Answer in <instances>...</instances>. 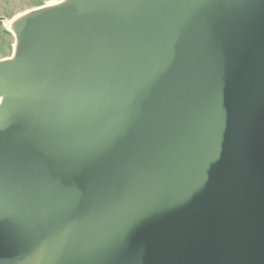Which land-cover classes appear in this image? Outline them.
Segmentation results:
<instances>
[{
  "label": "water",
  "instance_id": "obj_1",
  "mask_svg": "<svg viewBox=\"0 0 264 264\" xmlns=\"http://www.w3.org/2000/svg\"><path fill=\"white\" fill-rule=\"evenodd\" d=\"M0 60V264H264V0H63Z\"/></svg>",
  "mask_w": 264,
  "mask_h": 264
},
{
  "label": "rangeland",
  "instance_id": "obj_2",
  "mask_svg": "<svg viewBox=\"0 0 264 264\" xmlns=\"http://www.w3.org/2000/svg\"><path fill=\"white\" fill-rule=\"evenodd\" d=\"M60 0H0V60H7L13 54V36L4 28V21L16 15L59 2Z\"/></svg>",
  "mask_w": 264,
  "mask_h": 264
},
{
  "label": "bare ground",
  "instance_id": "obj_3",
  "mask_svg": "<svg viewBox=\"0 0 264 264\" xmlns=\"http://www.w3.org/2000/svg\"><path fill=\"white\" fill-rule=\"evenodd\" d=\"M63 0H60L59 2H61ZM59 2H56V3H53V4H48L46 6H51V5H55V4H58ZM38 9V8H36ZM35 10V9H33ZM32 10H29L27 12H24V13H21L19 15H16L15 17H13V19H10V20H5L4 21V28L7 30V32H9L11 35H12V29H13V26L15 25V23L22 17L24 16L25 14L31 12ZM13 48H14V44H13Z\"/></svg>",
  "mask_w": 264,
  "mask_h": 264
}]
</instances>
